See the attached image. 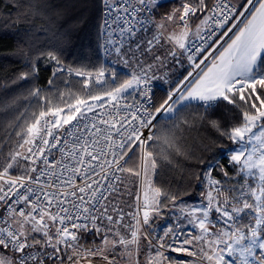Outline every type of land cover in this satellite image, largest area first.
Returning a JSON list of instances; mask_svg holds the SVG:
<instances>
[{"label":"snow or ice","instance_id":"6c2138e0","mask_svg":"<svg viewBox=\"0 0 264 264\" xmlns=\"http://www.w3.org/2000/svg\"><path fill=\"white\" fill-rule=\"evenodd\" d=\"M99 8L89 68L52 0H0L35 100L0 104V264H264V0Z\"/></svg>","mask_w":264,"mask_h":264},{"label":"trees","instance_id":"16d2710c","mask_svg":"<svg viewBox=\"0 0 264 264\" xmlns=\"http://www.w3.org/2000/svg\"><path fill=\"white\" fill-rule=\"evenodd\" d=\"M52 3L63 12L60 22L64 23L65 28L72 29V46L67 54L68 62L80 59V61L89 68L99 66L95 56H88L85 58V53L95 49L97 46V25L100 23L99 0H52ZM44 39V36H40V40ZM13 47L14 40L10 35L0 39V104L5 101L10 102L14 97L17 98L9 109L13 115H17L25 111H32L35 108V100L24 98L26 87L31 85H26L25 88H16V86L11 85V82L7 79V77L19 67L18 64L14 63V58L8 55ZM98 55L100 61L103 62L100 53H98ZM183 70L184 69H174L173 72L175 75L179 76ZM49 76L50 71H46L42 68L37 85L41 87L46 86ZM77 79L79 78H72V80ZM5 84L9 86L7 96H5ZM158 84L159 88L156 90L155 97L157 100L166 95V89L169 87V85L160 82H158ZM60 87L63 88L65 86L61 85ZM3 111L4 109L0 107V113ZM2 119L3 117L0 116V121H2ZM192 199H196L195 195Z\"/></svg>","mask_w":264,"mask_h":264},{"label":"rangeland","instance_id":"374dc122","mask_svg":"<svg viewBox=\"0 0 264 264\" xmlns=\"http://www.w3.org/2000/svg\"><path fill=\"white\" fill-rule=\"evenodd\" d=\"M184 67H187V65L185 64L184 65ZM175 69H184L183 67H181V66H179V65H177L176 67H175ZM118 71H125L123 68H120V69H118Z\"/></svg>","mask_w":264,"mask_h":264},{"label":"built area","instance_id":"2783aa9c","mask_svg":"<svg viewBox=\"0 0 264 264\" xmlns=\"http://www.w3.org/2000/svg\"><path fill=\"white\" fill-rule=\"evenodd\" d=\"M99 53H100V56H101L102 61L105 62V63H107L105 57L103 56V51H102V49L100 50Z\"/></svg>","mask_w":264,"mask_h":264},{"label":"crops","instance_id":"0c3cea01","mask_svg":"<svg viewBox=\"0 0 264 264\" xmlns=\"http://www.w3.org/2000/svg\"><path fill=\"white\" fill-rule=\"evenodd\" d=\"M163 2L167 4L169 0H163ZM161 11H164V9H162Z\"/></svg>","mask_w":264,"mask_h":264}]
</instances>
